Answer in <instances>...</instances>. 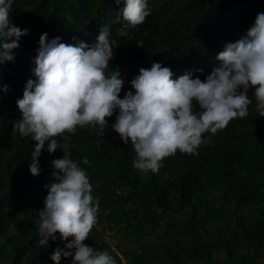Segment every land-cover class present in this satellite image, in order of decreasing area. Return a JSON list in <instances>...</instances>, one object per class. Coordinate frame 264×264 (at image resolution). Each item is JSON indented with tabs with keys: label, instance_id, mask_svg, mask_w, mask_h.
<instances>
[{
	"label": "clouds",
	"instance_id": "clouds-1",
	"mask_svg": "<svg viewBox=\"0 0 264 264\" xmlns=\"http://www.w3.org/2000/svg\"><path fill=\"white\" fill-rule=\"evenodd\" d=\"M14 3L0 0V99L13 96L19 118L13 129L35 142L28 164L33 176L41 171L45 142L49 154L57 149L63 157L48 169L54 182L44 186L35 222L38 243L48 247L57 233L67 241L51 253L54 264L62 257L71 258L68 264H117L109 252L84 243L96 225L99 199L88 173L71 157L72 142L91 145L82 130L91 127L104 136L111 127L134 149L133 168L155 173L162 158L177 150L195 155L227 124L252 112L264 118V13H257L239 39L205 44L170 70L159 56L167 51L177 56L179 49L169 46L178 32V45L188 37L180 3L160 12L158 0H106L98 6L79 0L75 13L84 18L79 31L69 37L60 29L50 37L44 32L36 48L28 19L40 13V3ZM23 36L32 46L15 53ZM259 138L264 142L262 134ZM82 163L89 161L84 157Z\"/></svg>",
	"mask_w": 264,
	"mask_h": 264
},
{
	"label": "trees",
	"instance_id": "trees-1",
	"mask_svg": "<svg viewBox=\"0 0 264 264\" xmlns=\"http://www.w3.org/2000/svg\"><path fill=\"white\" fill-rule=\"evenodd\" d=\"M37 1L40 13L28 19L36 31L35 48L44 32L50 37L60 29L69 37L79 31L84 20L75 13L79 0ZM91 1L98 6L106 0ZM179 3L188 37L179 45L175 40L182 31L173 38L169 48L179 49L177 56L168 51L159 56L170 70L205 44L239 39L257 13H264V0H158L156 7L168 12ZM169 22L172 26L171 15ZM24 39L15 53L24 54L32 46ZM15 103L12 95L0 99V264H54L51 253L67 241L57 233L48 247L39 245L35 222L47 194L44 186L54 182L48 171L51 162L63 157L57 149L49 154L45 142L38 158L40 173L29 172L35 142L14 131L19 120ZM263 120L252 112L215 135L206 132L211 144L200 145L195 155L177 150L162 158L155 173L133 168L134 149L111 127L104 136L91 127L82 130L91 145L73 141L70 154L88 173L92 194L99 199L96 225L84 243L109 252L117 264H264V142L259 138L264 136ZM106 231L115 239L118 253L104 238ZM68 259L62 257L61 264H68Z\"/></svg>",
	"mask_w": 264,
	"mask_h": 264
},
{
	"label": "rangeland",
	"instance_id": "rangeland-1",
	"mask_svg": "<svg viewBox=\"0 0 264 264\" xmlns=\"http://www.w3.org/2000/svg\"><path fill=\"white\" fill-rule=\"evenodd\" d=\"M107 239H108L110 242H114L113 237H111L110 235H107ZM113 248H114V250L118 253V251H117L115 245L113 246ZM131 249H135V246H131Z\"/></svg>",
	"mask_w": 264,
	"mask_h": 264
}]
</instances>
